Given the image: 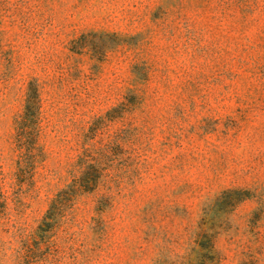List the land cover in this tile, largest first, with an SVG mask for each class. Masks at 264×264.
I'll use <instances>...</instances> for the list:
<instances>
[{
    "label": "rangeland",
    "instance_id": "374dc122",
    "mask_svg": "<svg viewBox=\"0 0 264 264\" xmlns=\"http://www.w3.org/2000/svg\"><path fill=\"white\" fill-rule=\"evenodd\" d=\"M0 264H264V0H0Z\"/></svg>",
    "mask_w": 264,
    "mask_h": 264
},
{
    "label": "trees",
    "instance_id": "16d2710c",
    "mask_svg": "<svg viewBox=\"0 0 264 264\" xmlns=\"http://www.w3.org/2000/svg\"><path fill=\"white\" fill-rule=\"evenodd\" d=\"M30 95H28L24 112L18 118L17 122V148L19 151L25 149L26 154L23 157V164L25 165V157L32 159V153L37 146V137L39 136V124H40V101L37 93V89H30ZM40 153V151H39ZM32 155V156H29ZM26 167V166H24ZM95 183L94 181H90ZM86 192H90L91 189L85 188ZM67 191H62L57 195V198H64L67 196ZM57 210V208L55 209ZM51 211V208L50 210Z\"/></svg>",
    "mask_w": 264,
    "mask_h": 264
}]
</instances>
